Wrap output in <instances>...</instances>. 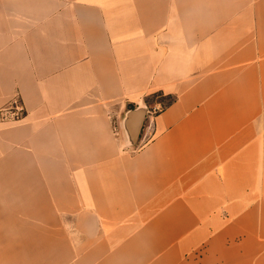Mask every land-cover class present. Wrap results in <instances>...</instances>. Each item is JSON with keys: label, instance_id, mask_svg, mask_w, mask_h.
<instances>
[{"label": "crops", "instance_id": "crops-1", "mask_svg": "<svg viewBox=\"0 0 264 264\" xmlns=\"http://www.w3.org/2000/svg\"><path fill=\"white\" fill-rule=\"evenodd\" d=\"M57 216L64 264H264V0H0V264Z\"/></svg>", "mask_w": 264, "mask_h": 264}, {"label": "rangeland", "instance_id": "rangeland-1", "mask_svg": "<svg viewBox=\"0 0 264 264\" xmlns=\"http://www.w3.org/2000/svg\"><path fill=\"white\" fill-rule=\"evenodd\" d=\"M149 103L151 102H158L157 104V109H160L162 107V105H160L159 102L166 103L167 102V98L163 97V96H159V95H151L148 97ZM17 105H18V101H17ZM18 107H20L18 105ZM6 108H10L9 111L13 112V114H19V117L22 115V110L21 107L19 109V111L15 108L14 104H11V106H7ZM153 110V109H152ZM5 113H9V112H5ZM50 219V223H52V221H54L55 225H56V232H32V231H25L23 234H15V233H8L6 236V240L9 241H15V240H21L23 243V246L25 247L23 249V252H31L32 249L30 248V246H32V243L36 242V244L40 245V249H39V264H64V262L71 256L74 254L75 250H70L67 248V240H69L70 237V233H66L65 231H63L64 228V222L65 219L64 217H41L40 218V224L42 225V220H49ZM75 235V234H74ZM2 239H4V237L2 236ZM48 242L50 243H55V248L48 250L47 246ZM27 246V247H26ZM15 252V249H9V252ZM19 251V250H18ZM30 254V253H27ZM26 259V258H25ZM26 262V260H25Z\"/></svg>", "mask_w": 264, "mask_h": 264}, {"label": "water", "instance_id": "water-1", "mask_svg": "<svg viewBox=\"0 0 264 264\" xmlns=\"http://www.w3.org/2000/svg\"><path fill=\"white\" fill-rule=\"evenodd\" d=\"M146 109L144 105H137L127 109L121 119V129L128 146L136 144L143 127Z\"/></svg>", "mask_w": 264, "mask_h": 264}, {"label": "trees", "instance_id": "trees-1", "mask_svg": "<svg viewBox=\"0 0 264 264\" xmlns=\"http://www.w3.org/2000/svg\"><path fill=\"white\" fill-rule=\"evenodd\" d=\"M152 95H159V96H163V97H165V98L168 99L166 103H163V104H162V102H159L160 105H162L161 108H164V107L168 106L169 104H171V103L173 102V98H172V96H170V95H165V96H164V95H162L160 92H156V93H154V94H152ZM145 100L148 102V101H149V100H148V97H147Z\"/></svg>", "mask_w": 264, "mask_h": 264}, {"label": "built area", "instance_id": "built-area-1", "mask_svg": "<svg viewBox=\"0 0 264 264\" xmlns=\"http://www.w3.org/2000/svg\"><path fill=\"white\" fill-rule=\"evenodd\" d=\"M14 105H15V108L19 111V109H20V107H18V105H17V101H15L14 103H13ZM10 110V108H5V109H3V112H4V114H7V113H5V112H9L8 114L11 116V117H13V118H18L19 117V114L17 115V114H13V112H11V111H9Z\"/></svg>", "mask_w": 264, "mask_h": 264}]
</instances>
